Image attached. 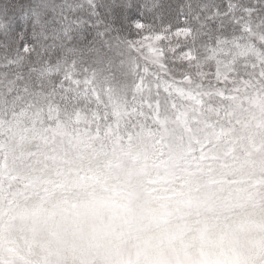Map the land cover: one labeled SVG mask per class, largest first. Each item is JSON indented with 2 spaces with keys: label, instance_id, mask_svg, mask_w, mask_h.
<instances>
[{
  "label": "snow or ice",
  "instance_id": "obj_1",
  "mask_svg": "<svg viewBox=\"0 0 264 264\" xmlns=\"http://www.w3.org/2000/svg\"><path fill=\"white\" fill-rule=\"evenodd\" d=\"M122 5L102 77L0 92V264H264V0Z\"/></svg>",
  "mask_w": 264,
  "mask_h": 264
},
{
  "label": "rangeland",
  "instance_id": "obj_2",
  "mask_svg": "<svg viewBox=\"0 0 264 264\" xmlns=\"http://www.w3.org/2000/svg\"><path fill=\"white\" fill-rule=\"evenodd\" d=\"M163 1L165 4H169L171 0ZM63 6H67L64 11L61 10ZM122 6V0H0V9L3 10L6 7L5 16L7 18L13 17L6 32L14 33L15 37L14 49H9L10 46H7L3 41L6 36H0V49L5 52V57L0 56V92L10 86L16 88L27 86L33 94L22 93L25 96V101L44 103L43 93L51 94L56 91L63 77V75H60V82L51 84L45 83L39 77L37 66L42 61L39 56L45 53L46 58L59 60L61 69H65L72 63H78L80 68L97 70L98 75L102 77L104 69L107 67L106 63L101 62L102 58L110 57L117 50L116 45L119 41L133 39L101 33L88 40L84 37V32L90 27L89 21H96L93 17L99 19L96 25H99L101 20L100 25L105 26V21L108 22L109 19L116 25L115 15L113 14L115 7L119 10L116 15L119 14L123 21L121 26L118 27L122 29L124 27L130 28L135 21L128 18L131 15L129 12L122 15ZM22 8L24 10H19ZM13 10L15 11L12 12ZM103 12H105V15ZM13 13L14 16H12ZM58 13L60 14L58 15ZM69 14H72L70 18ZM71 18L78 19V22L75 25L77 27L75 30H69V34H71V38H69L65 32L71 24ZM85 20L87 23L84 22ZM24 21L31 24L26 28L24 26L18 27ZM126 21L127 23H125ZM102 36L104 37L102 38ZM83 42L88 43L84 45ZM70 45L72 46L70 47ZM26 47L28 51H25ZM31 55H35L37 60L29 63L27 57ZM204 67L207 70L206 64ZM58 68L60 70V67ZM54 98H57V102H60L58 97ZM9 103H11L10 96ZM256 115L258 117L264 116V113L257 111ZM13 145L17 151L21 147L16 144L15 140H13ZM22 147L25 150H35V142ZM257 232L256 226L251 225V237ZM252 247L253 250L264 251V237L252 238ZM249 260L250 253L236 254L231 257L230 264H249Z\"/></svg>",
  "mask_w": 264,
  "mask_h": 264
},
{
  "label": "trees",
  "instance_id": "obj_3",
  "mask_svg": "<svg viewBox=\"0 0 264 264\" xmlns=\"http://www.w3.org/2000/svg\"><path fill=\"white\" fill-rule=\"evenodd\" d=\"M162 3H164L163 0H161ZM186 2H189V0H171L169 4H172V5H178L180 3H186ZM193 2H195V0H193ZM165 4V3H164ZM63 5V4H62ZM6 8V7H5ZM5 8L2 10L0 9V13L2 14L0 16V36H6V38L3 40L7 46H10L9 49H14V42H15V37H14V33H7L6 31L8 30V25L10 23V21L12 20V16H14V13L13 15L11 16L12 18H7L5 16ZM67 8V6H63L61 8L62 11H64L65 9ZM19 10H24L23 8L22 9H19ZM15 10H13L12 12H14ZM116 13H119V10L117 9V7H115V12L113 13L115 16H114V20L116 21V25L109 19L108 22H106L105 20V26L103 25H100L101 23V20H100V23L99 25H96L97 21L99 20L97 17H93L96 21L95 22H90L89 21V24H90V27L89 29L84 32V37L88 40H91L93 37L97 36L98 34H101V33H104V34H110V35H119L120 37L122 38H126V37H129L131 39H134V38H138V35L137 33L134 31V29L130 26V28H126L124 27V29L118 27V26H121V24L123 23V21L121 20V16H118L116 15ZM60 13H58L59 15ZM103 14L105 15V12H103ZM72 14H69V18L71 17ZM9 16V15H7ZM63 16V15H62ZM48 18H51V17H48ZM76 18V17H75ZM18 19V18H17ZM180 20H183V16H180L178 13L175 15V18L172 20V22L174 24L176 23H180ZM7 21V22H6ZM128 21V20H127ZM127 21L125 23H127ZM70 26L67 28V31L65 32L66 36L71 38V34H69V30H75L77 27L75 26L78 22V19H74V18H71L70 19ZM85 23H87V21L85 20L84 21ZM31 24V23H30ZM30 24H28V21H24L21 25H19L18 27H21V26H24L25 28L28 27ZM17 27V28H18ZM86 30V28H84ZM131 31L130 33L128 31ZM11 34V35H10ZM29 37L31 35H28ZM104 36H102L103 38ZM17 38V37H16ZM100 42V41H99ZM88 42H83L82 44L86 45ZM13 44V45H12ZM12 45V46H11ZM72 45H70L71 47ZM4 53L3 52V49H0V56L1 57H5L4 56ZM46 54V53H45ZM40 55L39 58L42 60L41 63L37 66L39 71H38V75L39 77L47 84H51L53 82L55 83H58L60 82V75H63V71L61 69V64H60V61L59 60H56V59H49V58H46V55ZM73 56V55H72ZM74 57V56H73ZM28 58V62H32V61H35L37 60V57H35V55H31L30 57H27ZM63 65H65L63 63ZM60 67V70L59 68Z\"/></svg>",
  "mask_w": 264,
  "mask_h": 264
},
{
  "label": "clouds",
  "instance_id": "obj_4",
  "mask_svg": "<svg viewBox=\"0 0 264 264\" xmlns=\"http://www.w3.org/2000/svg\"><path fill=\"white\" fill-rule=\"evenodd\" d=\"M253 219L257 220L258 222H264V212H257L255 214L254 217H252ZM172 223H176L177 222V217H171L170 218ZM261 237H264V233L261 232H257L253 235V239H259Z\"/></svg>",
  "mask_w": 264,
  "mask_h": 264
}]
</instances>
